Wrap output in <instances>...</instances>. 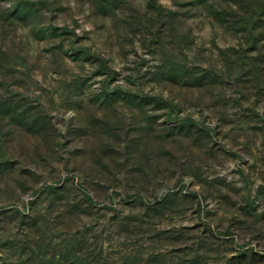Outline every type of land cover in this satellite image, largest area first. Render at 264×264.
Here are the masks:
<instances>
[{"label":"rangeland","instance_id":"rangeland-1","mask_svg":"<svg viewBox=\"0 0 264 264\" xmlns=\"http://www.w3.org/2000/svg\"><path fill=\"white\" fill-rule=\"evenodd\" d=\"M0 264H264V0H0Z\"/></svg>","mask_w":264,"mask_h":264}]
</instances>
